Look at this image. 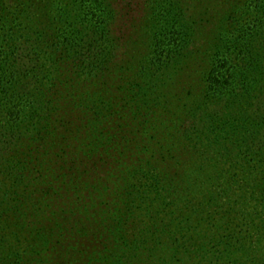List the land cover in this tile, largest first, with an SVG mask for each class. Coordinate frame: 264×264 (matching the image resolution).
<instances>
[{"label":"trees","instance_id":"trees-1","mask_svg":"<svg viewBox=\"0 0 264 264\" xmlns=\"http://www.w3.org/2000/svg\"><path fill=\"white\" fill-rule=\"evenodd\" d=\"M251 72L264 0H0V264H264Z\"/></svg>","mask_w":264,"mask_h":264},{"label":"rangeland","instance_id":"rangeland-1","mask_svg":"<svg viewBox=\"0 0 264 264\" xmlns=\"http://www.w3.org/2000/svg\"><path fill=\"white\" fill-rule=\"evenodd\" d=\"M247 76L248 77H247L246 84H248V88H247L248 91H245V90L241 91L239 89L238 90H239V99L241 100L239 104L244 109H246V111H248L247 113H245L243 117H245V119L249 121L251 119H256L255 117H258L260 115L264 116V92H262V94H259L260 95L259 97L258 96L252 97V95H250L254 92V90H256L257 88L262 86V84H264V75H261V73L257 74V73L251 72V73H248ZM256 98L258 100H256ZM231 102L235 103L236 100L233 99ZM254 102L256 103V109L251 110L252 109L251 106L254 104ZM223 123L228 125L230 122L228 120H225ZM189 124L192 125L193 120H191ZM262 142L264 143V138Z\"/></svg>","mask_w":264,"mask_h":264}]
</instances>
